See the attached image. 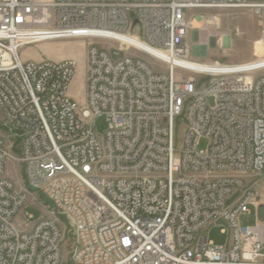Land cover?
<instances>
[{"label": "built area", "instance_id": "obj_1", "mask_svg": "<svg viewBox=\"0 0 264 264\" xmlns=\"http://www.w3.org/2000/svg\"><path fill=\"white\" fill-rule=\"evenodd\" d=\"M199 9L260 15L264 2L0 0V130L17 138L0 135V264H62L66 233L69 264H264V184L257 190L251 180L264 171V59L180 64L189 61L186 36ZM67 38L124 42L116 54L88 44L79 110L68 95L75 61L19 55ZM98 117L107 123L101 134ZM11 162L47 200L49 218L31 224L29 193L7 176ZM250 207L257 222L241 226ZM212 225L227 228V245L208 241Z\"/></svg>", "mask_w": 264, "mask_h": 264}, {"label": "rangeland", "instance_id": "obj_2", "mask_svg": "<svg viewBox=\"0 0 264 264\" xmlns=\"http://www.w3.org/2000/svg\"><path fill=\"white\" fill-rule=\"evenodd\" d=\"M251 2H264V0H248ZM198 14H206L210 17L207 24L199 23ZM95 43L116 54L121 43L101 38H67L53 41H44L36 44L25 45L20 48L19 55L23 61L51 60L64 61L73 60L76 69L68 86V95L75 102L77 109H83L86 104V49L88 44ZM186 43L190 47L188 60L199 64H239L264 59V11L257 15L251 9H220V10H195L190 19V28L186 36ZM127 52H134L128 48ZM136 52V51H135ZM154 70L167 74V66L153 57L144 53L136 52ZM179 77L190 75L189 71L177 69ZM260 74H264L260 72ZM212 102V101H211ZM1 118V114H0ZM107 123L104 117H98L94 121V130L101 134L105 132ZM184 122L176 121V132L181 133ZM0 135L6 143H14L17 138L14 135H6L0 130ZM206 140L200 139L198 149H204ZM7 176L17 185L29 193V201L25 212L32 216V223L37 222L40 217L49 218L51 207L47 200L38 192L30 189L25 181L23 169L16 162L7 166ZM255 188L260 190L264 184V171L252 177ZM250 215L242 216L239 220L241 226H253L257 222V216L252 207ZM62 225H67L66 220L59 218ZM16 224L22 228L23 219L21 214L15 217ZM225 228L226 232L222 229ZM205 234L209 242L215 246L227 245L229 232L224 225H212ZM72 238L66 233L63 249L62 264H69V250Z\"/></svg>", "mask_w": 264, "mask_h": 264}, {"label": "bare ground", "instance_id": "obj_3", "mask_svg": "<svg viewBox=\"0 0 264 264\" xmlns=\"http://www.w3.org/2000/svg\"><path fill=\"white\" fill-rule=\"evenodd\" d=\"M126 39L127 40H132V41L137 42V43H140L139 40H137L135 38H132V37H128V36H119V37H117V40H119V41L126 40ZM121 43H122V46H123L124 42H121ZM159 55L162 56V57H165V55L162 54V53H159ZM180 64H183V65H185L186 67H189V68H204V69L210 68L209 64H199V63L191 62V61L181 62Z\"/></svg>", "mask_w": 264, "mask_h": 264}]
</instances>
